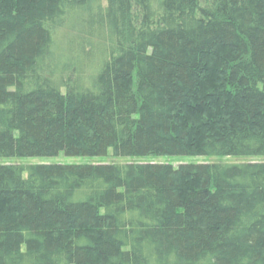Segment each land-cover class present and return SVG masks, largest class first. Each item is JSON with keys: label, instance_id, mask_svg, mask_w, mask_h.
I'll return each instance as SVG.
<instances>
[{"label": "trees", "instance_id": "1", "mask_svg": "<svg viewBox=\"0 0 264 264\" xmlns=\"http://www.w3.org/2000/svg\"><path fill=\"white\" fill-rule=\"evenodd\" d=\"M207 1L0 0V157L264 156V0ZM0 264H264V161L0 164Z\"/></svg>", "mask_w": 264, "mask_h": 264}, {"label": "rangeland", "instance_id": "2", "mask_svg": "<svg viewBox=\"0 0 264 264\" xmlns=\"http://www.w3.org/2000/svg\"><path fill=\"white\" fill-rule=\"evenodd\" d=\"M207 1V0H206ZM209 2V0L207 1ZM76 20H70L69 24L64 26L56 34L57 49L61 53L67 52L68 37L74 34ZM247 161H264V156H145V157H117L110 152L106 156H67L64 153L54 157H0V164H34V163H105V162H156L171 163L175 166L188 162H247ZM183 189L192 187L188 182L181 183ZM186 189V190H187Z\"/></svg>", "mask_w": 264, "mask_h": 264}]
</instances>
